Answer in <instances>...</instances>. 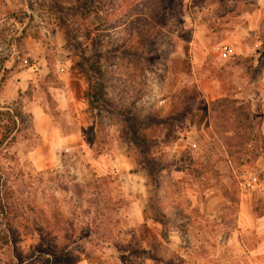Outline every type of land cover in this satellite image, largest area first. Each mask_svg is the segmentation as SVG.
<instances>
[{
  "label": "rangeland",
  "instance_id": "rangeland-1",
  "mask_svg": "<svg viewBox=\"0 0 264 264\" xmlns=\"http://www.w3.org/2000/svg\"><path fill=\"white\" fill-rule=\"evenodd\" d=\"M240 44L260 45L263 69L264 0H0V264H264V198L245 186L264 178L260 118L203 96L233 60L214 49ZM97 53L114 115L89 104ZM195 115L234 173L218 140L181 141ZM211 183L232 190L220 215ZM239 190L258 202L246 225Z\"/></svg>",
  "mask_w": 264,
  "mask_h": 264
},
{
  "label": "crops",
  "instance_id": "crops-1",
  "mask_svg": "<svg viewBox=\"0 0 264 264\" xmlns=\"http://www.w3.org/2000/svg\"><path fill=\"white\" fill-rule=\"evenodd\" d=\"M240 46L241 47H236L233 49L235 52V56L231 58L233 60L230 59L231 61H228L231 62V64H229L230 67H224L222 69L218 68V71H220V73L225 74V71H228L227 73L229 74V76L227 80L224 77L212 75V73L209 74L208 77H202L203 82L207 87V89L204 90L205 95L203 96L207 99V102L224 98H232L240 102H245L249 106L251 114L254 117L260 118V132L264 136V68L260 71L258 70V68L256 69V67L258 65H261L260 63L262 62L261 53L258 50L260 48V45L255 44L254 46H250L247 44H240ZM235 58H237L236 63L234 62ZM236 66L239 69H237ZM236 70L237 74L235 75L234 71ZM187 128V131L181 134V141H191L194 145H196L197 147H201L204 150V148H208V144H210V148L212 146H215V142L216 140H218V144L219 146L221 145V147L217 152L214 151V154L212 155L215 156L216 159L220 158L222 163L225 162V164H227V170L223 169L221 173H234L233 167L231 166V162L229 160L228 152L225 150V147L222 145L217 135H214L212 134L213 132L209 131V129H212L209 118L205 119V121H198L197 115H195V118L193 120L192 118L189 119ZM78 139L79 138L77 136L70 135L69 137H66L64 141H66L65 143L67 145H75ZM211 141H213V143H210ZM191 160L193 161L194 158H192ZM260 160L264 163V157H261ZM190 176H194L197 178L202 177L199 172L195 175ZM209 185L210 188L206 193L205 203L209 207H212V212L215 210L214 215H220V212L222 214V211L224 209H227L231 205V199L229 198V196L232 190L231 188L219 189L217 188V185L213 183ZM254 189H257L259 195L264 198V178L263 181L259 182ZM131 191L133 192V190ZM145 194L146 193L143 190L141 192H138L137 195L144 198ZM254 196L255 195L249 191L244 192L243 190H239L238 200L241 208L245 205L246 210L249 209L251 210V212H253L255 210L253 208L254 203H258L256 199H254ZM251 212L249 211V213H246L243 219L240 217L242 225H246L244 221L245 219H248V215H250ZM252 217L253 215L250 216V219ZM256 221L257 223L261 224V226H264L263 215H259Z\"/></svg>",
  "mask_w": 264,
  "mask_h": 264
},
{
  "label": "trees",
  "instance_id": "trees-1",
  "mask_svg": "<svg viewBox=\"0 0 264 264\" xmlns=\"http://www.w3.org/2000/svg\"><path fill=\"white\" fill-rule=\"evenodd\" d=\"M87 3L88 2H86V1L77 2V4H74L75 6L74 5L72 6V8L73 9H77V8L81 9L82 7H85V5H87ZM93 57L94 58L92 60H90V58H85V64H84L87 83H88V100H89L90 107L93 109L94 113L97 114V116H100L102 111H103V110L101 111L100 108L102 107V104L104 103L106 105V107L109 109V110H107L106 113L109 115H114L115 110L111 109V103L110 102L108 103L107 99H105V94H104L105 87H104V84L102 81L105 80L106 75H105V71H104V66L101 62L102 57L100 56L99 53H97ZM228 99L229 98H224V99L213 101L212 103H217V102L223 103ZM105 101H107V102L105 103ZM232 103H244V102H240L238 100L233 99ZM7 109H8V111L10 110L9 108H7ZM124 112L119 111V114L121 116H123L122 114ZM11 115H12L11 119H12L14 124H20V123L24 122L25 115L19 109L15 110V112ZM126 115H127L126 117L123 116V119H124L123 122L126 123V126L124 129L128 130L130 133L132 130L133 135H134V134H136L137 129L134 130L133 126L130 124L131 120L133 119V115L130 111L126 112ZM147 118H148L147 123L148 122L153 123L152 122L153 117H150V115H148ZM256 118H258V117H256ZM262 137L264 139L263 135H262ZM133 140L137 141L136 138H134ZM137 144L138 145L140 144V140H138ZM98 154L100 155L101 153H98ZM262 157H264V155ZM184 171H185V173H189L191 175L196 174L193 172L190 173V169H188V168H184ZM0 187H1V185H0ZM1 195H2V191L0 189V206H1V208H3L1 205L2 203H3V206L8 205V204L3 202V198ZM3 215L5 216L4 213H3Z\"/></svg>",
  "mask_w": 264,
  "mask_h": 264
},
{
  "label": "built area",
  "instance_id": "built-area-1",
  "mask_svg": "<svg viewBox=\"0 0 264 264\" xmlns=\"http://www.w3.org/2000/svg\"><path fill=\"white\" fill-rule=\"evenodd\" d=\"M216 53L222 58H230L235 56V52L231 46L221 45L214 49ZM185 138V135H184ZM258 184L257 178L255 176H250L245 183L247 188H254Z\"/></svg>",
  "mask_w": 264,
  "mask_h": 264
}]
</instances>
